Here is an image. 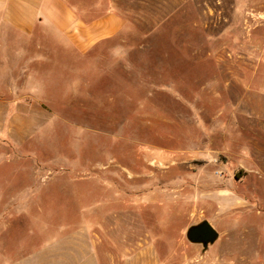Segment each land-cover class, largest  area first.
<instances>
[{"label": "rangeland", "instance_id": "rangeland-1", "mask_svg": "<svg viewBox=\"0 0 264 264\" xmlns=\"http://www.w3.org/2000/svg\"><path fill=\"white\" fill-rule=\"evenodd\" d=\"M73 1L124 24L58 49L46 102L1 120L0 250L91 223L161 256L264 264V0ZM203 220L207 248L187 234Z\"/></svg>", "mask_w": 264, "mask_h": 264}, {"label": "crops", "instance_id": "crops-1", "mask_svg": "<svg viewBox=\"0 0 264 264\" xmlns=\"http://www.w3.org/2000/svg\"><path fill=\"white\" fill-rule=\"evenodd\" d=\"M93 10L94 5L73 0H0V122L10 120L9 132L19 125V106L46 102L40 75L48 57H55L64 45L86 53L123 27L117 13L94 18L90 15ZM49 227L45 225L40 231L45 235L51 230L38 243L19 242L5 252L0 250V264L221 263L207 254L176 258L172 249L169 256H161L155 243L128 238L125 229L117 225L110 229L91 223ZM100 230L117 234L111 237L108 233L104 238Z\"/></svg>", "mask_w": 264, "mask_h": 264}, {"label": "water", "instance_id": "water-1", "mask_svg": "<svg viewBox=\"0 0 264 264\" xmlns=\"http://www.w3.org/2000/svg\"><path fill=\"white\" fill-rule=\"evenodd\" d=\"M187 234L192 242L202 243L205 248L219 238V231L208 220L191 225Z\"/></svg>", "mask_w": 264, "mask_h": 264}]
</instances>
